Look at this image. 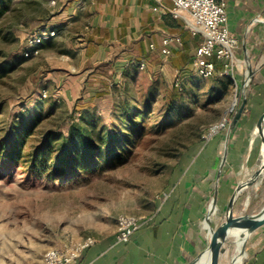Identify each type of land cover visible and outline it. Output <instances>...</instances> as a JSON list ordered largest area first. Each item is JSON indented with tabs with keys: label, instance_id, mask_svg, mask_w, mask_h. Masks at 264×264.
Here are the masks:
<instances>
[{
	"label": "rangeland",
	"instance_id": "rangeland-1",
	"mask_svg": "<svg viewBox=\"0 0 264 264\" xmlns=\"http://www.w3.org/2000/svg\"><path fill=\"white\" fill-rule=\"evenodd\" d=\"M0 8V63L5 68L0 74V119L36 110L42 119L29 147L49 130L66 135L72 127L77 140L87 142L89 133L99 147L109 131L122 142L109 160L95 152L84 163L79 155L75 169L61 172H52L51 166L28 170L21 163L0 160V264H44L49 248L108 231L121 214H151L205 139L226 133L242 95L237 86L230 100L205 104L210 80H201L191 66L162 73L149 71L146 63L128 64L104 87L82 65L75 30L62 29L58 15L64 5L52 0H0ZM39 27L55 28L57 34L42 40L37 53L25 55L28 40ZM175 77L181 82V97L168 103ZM148 86L150 105L143 110L142 127L128 126L121 118L123 103L143 109ZM230 107L229 122L207 138L209 126ZM254 186L238 194L235 214L264 207V175L251 190ZM224 219L222 214L220 221ZM224 246L219 264H228L235 254L233 238Z\"/></svg>",
	"mask_w": 264,
	"mask_h": 264
},
{
	"label": "crops",
	"instance_id": "crops-1",
	"mask_svg": "<svg viewBox=\"0 0 264 264\" xmlns=\"http://www.w3.org/2000/svg\"><path fill=\"white\" fill-rule=\"evenodd\" d=\"M55 2L65 6L58 16L62 18V29L75 30L82 65L86 64L90 78L99 80L104 87L131 63H146L149 71L162 73L182 72L191 66L190 59L200 36L193 35L182 19L165 11V7L172 6L170 0ZM226 12L227 28L238 39L235 82L218 74L200 79L210 80L205 93L227 83V92L221 100H230L251 68L245 82L246 103L235 127L205 139L202 149L191 157L183 173L175 174L167 194L159 197L153 212L144 216V222L127 243H114L113 225L93 236L94 243L76 260L77 264H186L203 251L210 234L224 221L220 217L225 215L235 185L259 162L262 150L259 120L264 113V0H227ZM73 23L78 25L73 27ZM165 35L175 37L167 61L158 53ZM150 43L155 49L149 48ZM99 63L109 64L108 75L92 74ZM258 184L259 181L251 190ZM241 231L233 229L231 238ZM239 248L235 264H264V223L248 235L242 257Z\"/></svg>",
	"mask_w": 264,
	"mask_h": 264
},
{
	"label": "built area",
	"instance_id": "built-area-1",
	"mask_svg": "<svg viewBox=\"0 0 264 264\" xmlns=\"http://www.w3.org/2000/svg\"><path fill=\"white\" fill-rule=\"evenodd\" d=\"M160 1V0H157ZM172 6L165 7L171 16L183 20L185 27L193 34L200 36L199 43L190 59V64L196 75L202 78L212 77L215 74L231 77L235 82V70L239 65L235 51L238 39L230 34L227 28V0H170ZM55 3V0H52ZM55 28L39 27L28 40L25 55L38 52V45L44 39L56 36ZM175 37L165 35L161 39L158 53L163 61H167L172 52ZM150 49H155L153 43ZM141 67L144 63L140 64ZM174 85L179 89L181 82L175 77ZM46 92L43 91V96ZM232 107L218 122L209 126L207 138L216 134L229 122ZM145 217L134 214H121L117 216L114 231V243H127L133 233L144 222ZM95 241L87 235L75 242L63 243L57 247L49 248L44 256V264H77L76 260Z\"/></svg>",
	"mask_w": 264,
	"mask_h": 264
},
{
	"label": "trees",
	"instance_id": "trees-1",
	"mask_svg": "<svg viewBox=\"0 0 264 264\" xmlns=\"http://www.w3.org/2000/svg\"><path fill=\"white\" fill-rule=\"evenodd\" d=\"M2 11L3 9L0 8V13ZM109 70L108 63H99L93 67L92 74L105 72L108 75ZM3 72H5V68L0 63V74ZM227 89L228 85L225 82L218 90L209 88L205 94V104L221 100ZM149 91L148 86L144 92L143 109L138 106L132 107L127 102L123 103L121 118L128 126L142 127L143 110L145 111L150 105ZM166 97L168 103L179 99L181 97L180 89L173 85ZM41 119L42 116L32 109H25L10 119H0V160L21 163L28 170L45 169L51 166L52 172H61L66 168L75 169L79 164V155L84 163L92 160L95 152L103 153L104 158L109 160L117 153L116 146L122 143L117 133L113 131L105 134V144L102 147L94 144L89 133L87 142L77 140L76 130L72 127L67 130L66 135L49 130L38 143L29 147L28 141ZM80 146H84V149L81 150ZM87 156L88 159L85 158Z\"/></svg>",
	"mask_w": 264,
	"mask_h": 264
},
{
	"label": "water",
	"instance_id": "water-1",
	"mask_svg": "<svg viewBox=\"0 0 264 264\" xmlns=\"http://www.w3.org/2000/svg\"><path fill=\"white\" fill-rule=\"evenodd\" d=\"M250 75H251V68H248L246 79L242 82L241 88L238 91L242 95L241 103L230 119V122L228 124V132L233 130L244 109L246 103L245 82L246 80L249 79ZM259 130H260L261 143H262V150H261L259 162L254 167V169L248 174L247 177H245L235 185L233 192L231 193L228 201L227 210L224 215L225 219L219 225V227L213 233L210 234L205 249L202 252H200L198 255H196L194 258H192L190 261H188L186 264H198L199 260L205 256H207L208 259L207 264H219L220 255L225 252L224 245L227 242L229 238V232L232 229L242 230V233L239 238L240 248L238 251L239 256L242 257L245 252V242L248 235L256 227L264 223V207L261 208L259 211L252 213L244 212L240 214H235L234 212V203L237 198V195L241 191L249 187L250 185L256 184L258 181L261 180V178L264 175V113L261 115L259 120ZM220 171H221V165L218 168V174L220 173ZM218 177L219 175H217V178ZM214 198H215V193L213 199ZM247 204H248V198L245 201V205ZM233 242L235 245V252H236L238 240H236V242L233 240ZM236 260L237 258L235 257L234 254L230 258L228 264H235Z\"/></svg>",
	"mask_w": 264,
	"mask_h": 264
},
{
	"label": "bare ground",
	"instance_id": "bare-ground-1",
	"mask_svg": "<svg viewBox=\"0 0 264 264\" xmlns=\"http://www.w3.org/2000/svg\"><path fill=\"white\" fill-rule=\"evenodd\" d=\"M233 102H234V101H233ZM257 183H258V182H257ZM257 183H256L255 185H257ZM232 231H233V229L230 230V232H229V237H232V236H233ZM241 233H242V231L238 234L237 237H235V238L233 237V239H234L235 242H236V240H238V242H237V248L240 247V241H239V238H240ZM205 260L208 262L207 256L201 258V259L199 260V263L202 262V261H205ZM199 263H198V264H199Z\"/></svg>",
	"mask_w": 264,
	"mask_h": 264
}]
</instances>
